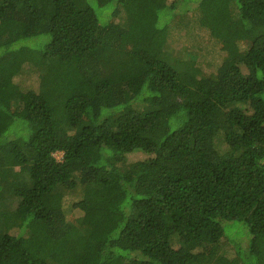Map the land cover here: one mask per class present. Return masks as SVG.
I'll list each match as a JSON object with an SVG mask.
<instances>
[{"label": "trees", "instance_id": "obj_1", "mask_svg": "<svg viewBox=\"0 0 264 264\" xmlns=\"http://www.w3.org/2000/svg\"><path fill=\"white\" fill-rule=\"evenodd\" d=\"M181 1L0 0V264H264V0L192 9L249 42L210 72L170 47Z\"/></svg>", "mask_w": 264, "mask_h": 264}, {"label": "rangeland", "instance_id": "obj_2", "mask_svg": "<svg viewBox=\"0 0 264 264\" xmlns=\"http://www.w3.org/2000/svg\"><path fill=\"white\" fill-rule=\"evenodd\" d=\"M201 0H182L180 3V10H189L186 13H179L174 21L170 24L172 28V34L169 37L170 47H173L177 51H180L179 54L184 59H187L186 54L189 53L193 57L198 68H201L204 72H210L216 68V66L223 60L225 57V46L224 43L227 41L231 33H237L238 27L236 25L225 30L219 37L216 36V32L206 31L202 29L197 23V14L195 13L196 5ZM9 27L7 25H0V32H5ZM219 40H218V39ZM37 41L36 39H32ZM244 40V34L242 40H238L235 45L232 47L229 41L226 42V47L230 49H244L248 46V43ZM33 42V41H32ZM232 47V48H231ZM131 65V60L128 55L122 54L116 56L112 61L106 62L103 65V73L108 75V77H113L116 71L128 69L127 67ZM133 79H136L135 73L132 72ZM14 82L16 86L21 90H27L29 88H36L37 85V75L30 76L27 72L14 77ZM136 145L139 148H145L146 150L150 149L146 142L138 141ZM56 160H61V153L54 155ZM150 157V154L143 153L142 151H134L127 155V161L135 162L145 160ZM78 203V204H77ZM64 206H71V204H76V207H72L71 214L75 215L80 213V210L87 211L92 209V206L89 205V202L86 199H83L81 193H78L73 196L67 197L64 202ZM79 208V209H78ZM225 231L228 230L232 232L233 230H240L239 235L243 234L245 230L246 234L248 233V227L243 223L239 222H230L224 223L223 225ZM17 234V231H15Z\"/></svg>", "mask_w": 264, "mask_h": 264}]
</instances>
